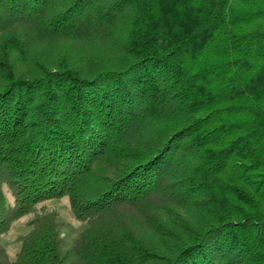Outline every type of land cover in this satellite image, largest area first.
I'll return each mask as SVG.
<instances>
[{"label":"trees","instance_id":"16d2710c","mask_svg":"<svg viewBox=\"0 0 264 264\" xmlns=\"http://www.w3.org/2000/svg\"><path fill=\"white\" fill-rule=\"evenodd\" d=\"M27 215L0 264H264V0H0V234Z\"/></svg>","mask_w":264,"mask_h":264},{"label":"rangeland","instance_id":"374dc122","mask_svg":"<svg viewBox=\"0 0 264 264\" xmlns=\"http://www.w3.org/2000/svg\"><path fill=\"white\" fill-rule=\"evenodd\" d=\"M65 49H72L80 52L83 50V48H80L77 45H73L70 43L68 44L67 42L62 41L56 42L52 46H48L45 51V56L48 58L58 57L59 54H62ZM98 50L100 49H97V47L93 48L89 55L95 54L96 52H98ZM6 194L10 204H12L13 197L8 192H6ZM39 209L48 212L54 211L57 213V220L61 223V236L69 244L74 243L76 237L85 227L84 223L78 222L72 215L67 197L44 201L39 205ZM30 218L31 215L20 218L13 223L11 229L8 232L0 234V244L6 250V258L8 257L10 259H13L15 257V253L19 249L18 237L29 232L31 228L28 225V221Z\"/></svg>","mask_w":264,"mask_h":264}]
</instances>
